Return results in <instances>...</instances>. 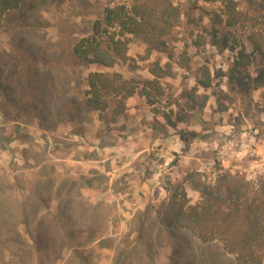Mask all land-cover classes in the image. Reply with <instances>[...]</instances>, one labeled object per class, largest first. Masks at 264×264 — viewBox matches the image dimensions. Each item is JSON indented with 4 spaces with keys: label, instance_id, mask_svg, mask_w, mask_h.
Returning <instances> with one entry per match:
<instances>
[{
    "label": "rangeland",
    "instance_id": "1",
    "mask_svg": "<svg viewBox=\"0 0 264 264\" xmlns=\"http://www.w3.org/2000/svg\"><path fill=\"white\" fill-rule=\"evenodd\" d=\"M173 1L181 13L172 31L171 57L148 54L140 37L129 36L128 59L121 67L151 79L152 63H168L170 76L158 80L163 99L154 104L138 95L125 99L120 116L127 125L120 126V116L111 121V108L99 113L88 106L86 79L97 68L74 50L107 7L130 0H23L3 15L0 264H234L219 241L202 243L183 221L172 228L160 223L158 212L172 194L165 178L171 162L159 170V184L151 175L163 165L155 154L161 153L163 138L179 139L163 118L172 109L181 115L178 127L185 132L187 141L181 143L188 157L168 150L170 161H179L171 181L178 193L186 191L189 205L200 200V186L218 183L219 173L256 183L264 175V86L243 96L225 89L235 55L232 43L214 44L210 31L201 36L203 28L210 29L209 14L219 11L193 0ZM232 31L245 43L243 30ZM206 66L209 89L197 86L195 79L203 77ZM213 92L224 95L215 98ZM190 131L198 136L191 138ZM150 134L158 147L144 154L129 157L119 146L127 138L142 146ZM40 188L44 206L34 200ZM23 203L31 216V237L17 227V206ZM61 205L69 207V218L84 231L82 237L75 235L76 254L64 243L67 233H56L51 217L45 227L38 226L40 217L47 211L56 214ZM42 228L47 241L56 239L50 241L53 251L31 248ZM101 236V242L93 241ZM81 254L86 263L79 261Z\"/></svg>",
    "mask_w": 264,
    "mask_h": 264
},
{
    "label": "trees",
    "instance_id": "2",
    "mask_svg": "<svg viewBox=\"0 0 264 264\" xmlns=\"http://www.w3.org/2000/svg\"><path fill=\"white\" fill-rule=\"evenodd\" d=\"M22 1L0 0V22L6 12L18 8ZM193 1L215 6L219 11L209 14L210 29L207 26V29L203 28L201 36H210V31L211 37L215 39L212 41L214 44L227 46L232 43L230 50L235 55L232 67L225 76V89L237 96H243L263 87L264 0ZM173 2L130 0L128 5L107 7L93 25L91 34L77 42L74 50L76 55L97 68L89 73L86 79L87 103L90 108L99 113L108 112L107 108H111L113 115L110 119L114 121L123 114L125 99L133 95L146 98L149 104L163 99L164 90L158 80L170 76L168 63L164 66H160L158 62L152 63L148 69L151 79L129 75L122 71L121 67L125 66L128 59L129 36L140 37L148 54L171 57L168 54L172 31L177 26L181 13L180 6ZM188 10L191 13L193 5ZM234 29L244 31L243 37L247 45L237 40V35L232 31ZM201 42L204 41L200 40L199 43ZM118 66L120 70H115ZM195 79L197 86L203 89L212 88L207 66L203 77ZM212 95L218 98L224 93L213 92ZM202 104L203 108L205 103ZM162 107L166 109L167 106L162 104ZM163 118L174 135L179 136L180 141L186 142L185 132L178 127V122L181 121L180 113L173 115V110L169 109ZM188 133L191 138L198 136L196 132ZM172 172L176 171L169 170L165 177L172 194L158 212L160 223L172 228L182 225L183 221L186 224L183 226L191 229L202 243L219 241L223 250L233 256L234 264H264V175L256 183H249L235 175L219 173L218 183L215 186H200V200L194 205H189L186 191L181 190L178 193V187L172 186ZM44 192V188H40L34 193V200L43 206L46 204L42 196ZM6 208L8 211L12 210L8 206ZM17 210L20 217L17 227L23 235L31 237V216L28 208L23 203L17 206ZM57 210L56 214L47 211L40 217L38 226L45 227L47 217H51L50 221L56 223L53 225L56 233H67L66 239H63L64 243L69 244L68 250L76 254L75 235L82 237L84 231H78L75 222L69 218V207L61 205ZM41 230L38 232V238L31 239V248L38 253L39 249L53 251L50 241L54 242L56 239L48 242L43 234L46 231L44 228ZM102 240L101 236L93 241ZM79 261L86 263L87 257L81 254Z\"/></svg>",
    "mask_w": 264,
    "mask_h": 264
},
{
    "label": "crops",
    "instance_id": "3",
    "mask_svg": "<svg viewBox=\"0 0 264 264\" xmlns=\"http://www.w3.org/2000/svg\"><path fill=\"white\" fill-rule=\"evenodd\" d=\"M120 117H119V119H117V124L119 126L120 125H127L126 120H125L126 118L124 116H122L121 118ZM155 137H156L155 134H150L148 137L149 140L147 141V143H144L142 146L138 145L137 141H134L133 139L127 138V140H124V144H121L119 146L123 147L122 149H124L126 152L124 154H126L127 156L130 157L131 154H135L138 156V155L144 154L145 152L154 150L153 148H155V146H156L154 144ZM169 137L170 136H165L163 138V140H165V142L163 143V145L161 147H159L157 149L161 153H158V152L155 153V154H157V156H159L160 158L162 157L164 159V161L161 162L163 165H159V167H156L155 172H153L151 175V177H152L151 179L153 180V182H156V184H159L158 180L160 179V176H161L160 173H158V172L160 169H162V168L164 169L167 166V164H168L167 162H171V163H169L170 165H172L169 168L170 170H173L175 168L174 166H176L177 163L179 162V161H176V162L170 161V160H172L171 159L172 157L169 156L170 152L168 150H171V148H172L173 154L176 155L178 158L186 159V157H188V155L186 154V151H188V150H186L185 147H183L181 141L179 139H177L176 137H172V138H169ZM120 141H122V139H120ZM157 147L158 146H156V148ZM119 152H121V150H119ZM152 167H154V166H152ZM174 175H175V173L172 172L171 177H173Z\"/></svg>",
    "mask_w": 264,
    "mask_h": 264
}]
</instances>
